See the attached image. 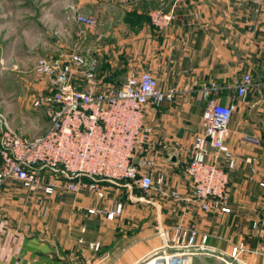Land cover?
I'll return each instance as SVG.
<instances>
[{
  "label": "crops",
  "instance_id": "0c3cea01",
  "mask_svg": "<svg viewBox=\"0 0 264 264\" xmlns=\"http://www.w3.org/2000/svg\"><path fill=\"white\" fill-rule=\"evenodd\" d=\"M253 5V0H164L163 10L173 11L175 19L163 31L149 19L158 0L66 5L94 17L93 25L77 32L76 46L98 61L94 90L118 86L130 71L142 69L152 72L161 88L176 89L173 101L144 107L150 134L138 158L149 160L143 170L154 188L143 191L117 182L100 184L103 198L89 190L59 188L43 195L8 179L0 187V264H137L166 248L175 228L186 236L193 231L196 244L207 235L204 245L216 258H228L231 248L243 242L253 252L241 254L242 264H264L261 238L254 246L244 242L252 228L259 227L264 236V17L253 25ZM77 25L79 30L82 25ZM246 71L257 84L241 100L234 84ZM211 82L220 86L219 102L235 104L225 142L237 164L229 169L220 161L229 178V212L203 211L187 200L191 186L185 166L194 136L202 133L200 90ZM208 151L211 161L214 149ZM248 159H254V170ZM116 203L121 212L110 220L105 212ZM92 205L101 212L88 213ZM207 256L213 255L197 253L192 264H203Z\"/></svg>",
  "mask_w": 264,
  "mask_h": 264
},
{
  "label": "built area",
  "instance_id": "2783aa9c",
  "mask_svg": "<svg viewBox=\"0 0 264 264\" xmlns=\"http://www.w3.org/2000/svg\"><path fill=\"white\" fill-rule=\"evenodd\" d=\"M158 2L159 6L149 11V19L157 31H163L175 15L163 10L164 0ZM253 4L255 25L259 15L264 17V0H253ZM71 15L75 23L82 25L79 33L83 32V26L94 23L91 15L75 12ZM97 67L95 57L79 51L36 59L34 73L45 79L46 86L32 98L31 106L42 111L47 128L41 134L28 136L14 129L0 114V187L12 179L31 194L50 195L59 188L72 192L89 190L98 198L105 196L98 181H127L143 191L154 188L152 177L143 170L150 165L149 160L138 158L150 134L143 121L144 107L148 103L173 101L176 89L161 88L153 73L142 69L130 71L118 86L94 90L91 81ZM256 84L252 74L244 72L234 84L236 96L244 100ZM261 85L264 88V80ZM219 90L220 86L214 82L200 90V98L205 101L202 133L194 136L185 166L191 186L187 200L197 202L203 211L229 212V178L220 161L229 169L237 164V157L225 142L235 104L219 102ZM208 147L214 149L211 161L207 160ZM247 162L254 170V159ZM82 177L90 180L83 181ZM157 181L161 182L162 176ZM172 195L177 196L176 192ZM121 208V203H116L105 212L106 217L113 219ZM87 212L98 213L101 209L92 205ZM194 235L192 231L186 236L175 228L171 243L153 252L158 258L147 257L142 262L149 264L150 259H157L162 264H182L207 249L204 245L207 235L202 236L201 244H196ZM98 246L90 243L91 248ZM246 251L253 252L240 242L232 247L230 256L237 259Z\"/></svg>",
  "mask_w": 264,
  "mask_h": 264
},
{
  "label": "rangeland",
  "instance_id": "374dc122",
  "mask_svg": "<svg viewBox=\"0 0 264 264\" xmlns=\"http://www.w3.org/2000/svg\"><path fill=\"white\" fill-rule=\"evenodd\" d=\"M77 1L0 0V114L22 134L33 136L43 133L47 128L42 111L31 106L32 98L46 86L45 79L34 73V64L40 56L76 51L78 25L71 15L75 9L66 5ZM87 3L92 5L90 1ZM82 180L90 179L82 177ZM98 182L102 185L112 184L107 181ZM119 182L138 188L127 181ZM251 230L250 237L261 238L259 249L263 251L264 236L260 234L259 227ZM195 255L197 253L182 264H192ZM158 256L152 253L147 257ZM207 257L200 260V263L242 264L243 256L239 255L233 260ZM150 260L149 264H162L160 260ZM137 264L144 263L141 261Z\"/></svg>",
  "mask_w": 264,
  "mask_h": 264
},
{
  "label": "trees",
  "instance_id": "16d2710c",
  "mask_svg": "<svg viewBox=\"0 0 264 264\" xmlns=\"http://www.w3.org/2000/svg\"><path fill=\"white\" fill-rule=\"evenodd\" d=\"M244 242H247L250 244V246H254L256 243V237H244Z\"/></svg>",
  "mask_w": 264,
  "mask_h": 264
},
{
  "label": "water",
  "instance_id": "95a60500",
  "mask_svg": "<svg viewBox=\"0 0 264 264\" xmlns=\"http://www.w3.org/2000/svg\"><path fill=\"white\" fill-rule=\"evenodd\" d=\"M171 155V154H170ZM171 156H173V155H171ZM199 253V252H198ZM202 253H204V254H206V255H217V253L215 252V251H212V250H210V249H206L204 252H202ZM227 259H229V260H233L232 259V257L229 255L228 256V258Z\"/></svg>",
  "mask_w": 264,
  "mask_h": 264
}]
</instances>
